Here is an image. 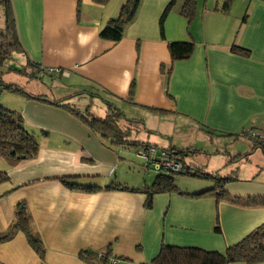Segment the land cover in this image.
Wrapping results in <instances>:
<instances>
[{
	"label": "crops",
	"instance_id": "obj_1",
	"mask_svg": "<svg viewBox=\"0 0 264 264\" xmlns=\"http://www.w3.org/2000/svg\"><path fill=\"white\" fill-rule=\"evenodd\" d=\"M9 1L22 58L46 70L38 75L66 82L67 89L49 100L68 105L75 96L98 90L128 117L143 121L146 132L140 141L201 149L207 162L203 156L194 161L207 172L216 133H252L264 141V0H234L229 14L222 11L226 0H196L191 22L180 15L184 0H177L165 19L164 38L160 19L171 0H141L117 43L100 38V31L127 0L105 5L93 0ZM178 41H194L195 49L189 59L172 62L168 47ZM234 46L248 54L233 51ZM0 104L17 109L40 143L34 160L10 166L0 158V170L9 177L0 186V233L8 231L16 207L25 203L45 249L41 258L26 235L17 232L0 243V264H87L82 252L108 247L117 264H148L163 245L222 252L264 224L262 207L159 194L149 209L145 194L105 190L113 184L144 188L154 180L136 179L126 158L130 148L106 145L64 107L2 87ZM230 138L228 154L215 150L224 154L226 164L254 145L251 137ZM259 150L253 152L260 173L254 168L246 178L237 174L228 193L264 197V154ZM62 177L102 190H71ZM217 221L221 233L215 232Z\"/></svg>",
	"mask_w": 264,
	"mask_h": 264
},
{
	"label": "trees",
	"instance_id": "obj_2",
	"mask_svg": "<svg viewBox=\"0 0 264 264\" xmlns=\"http://www.w3.org/2000/svg\"><path fill=\"white\" fill-rule=\"evenodd\" d=\"M110 0H93L94 3L105 5ZM141 0H127L122 6L119 15L111 19L100 31V38L112 42H120L124 37L126 27L134 20L138 12ZM177 0H171L166 7L160 19V32L164 38V23L169 12L175 7ZM234 4V0H226L222 11L229 14ZM0 7L3 10L2 23L0 22V66L7 60H13V54H23L24 48L21 45L16 19L13 10L11 9L9 0H0ZM196 0H184L180 11L188 22H191L196 14ZM2 15V14H1ZM4 18V19H3ZM1 20V18H0ZM169 52L172 62L189 59L195 49L194 41H178L169 44ZM233 51L247 53L244 49L237 46L233 47ZM248 54V53H247ZM24 55V54H23ZM24 69H31L33 76L38 75L44 70L37 63L27 59L23 64ZM15 70V68H13ZM171 69L168 71L170 75ZM48 72V71H47ZM0 87L10 92L26 95L38 101L48 102L53 105L64 107L69 110L74 116L78 117L88 128L97 134L102 142L108 146L125 147L127 149H135L137 153L144 154L143 164L146 169L153 161H160L161 158H167L183 165L186 173H175L166 171L163 168L156 167V176L151 185L144 188H128L113 184L105 188V190H121L133 193H142L147 196L146 206L151 209L153 200L159 194H176L179 196H187L192 198H202L214 196L219 202H226L233 205L243 207H262L264 208V197L248 196L242 197L233 195L226 191V186L232 181H237V174L232 173L229 177L217 176L210 174L204 169L201 164L194 161L197 157L207 156L206 152L196 148H178L170 145L162 148L152 143H145L138 139L139 132L131 138L130 128H138L146 132L145 125L142 120L128 117L124 111L117 107L114 103L106 101L102 94L86 91L91 97L99 98L105 105V115L99 117L91 113V108L87 106L85 113L78 108L69 107L58 102H53L47 97L41 95H33L26 92L23 88L14 83H4L0 78ZM79 94L77 96H81ZM133 86L131 87L129 100L133 102ZM130 132V133H129ZM207 132L214 134L212 130L207 129ZM138 134V135H137ZM226 135V134H225ZM238 138L241 136L251 137L254 141L253 150L260 149L264 154V141L252 133H242L241 135H226ZM154 149V152H150ZM40 150V143L33 133L26 128L23 116L14 110L6 108L0 104V158L4 159L10 166H16L19 163L31 161L37 158ZM252 150V151H253ZM250 152L239 153L229 160L230 163L240 164L249 159ZM193 160L191 164L187 161ZM193 163V164H192ZM229 164V163H228ZM219 171V170H218ZM176 175H186L193 178L209 180L214 183V188L200 193H184L176 184L174 177ZM9 181V177L5 171L0 170V186ZM60 181L69 189L84 191L88 193L102 190L100 187L82 185L74 178L62 177ZM229 182V183H228ZM217 184V185H215ZM104 189V188H103ZM23 232L30 246L43 258L44 247L39 235L33 225L30 211L25 203L19 204L14 213V222L5 233H0V243L10 241L17 232ZM216 233H221L219 221L215 228ZM87 264H112V261H118L110 247L99 250H87L81 253L80 256ZM262 264L264 263V224L257 227L250 234L244 237L240 242L229 246L223 252L207 251L197 247H174L163 245L158 256L148 264Z\"/></svg>",
	"mask_w": 264,
	"mask_h": 264
},
{
	"label": "rangeland",
	"instance_id": "obj_3",
	"mask_svg": "<svg viewBox=\"0 0 264 264\" xmlns=\"http://www.w3.org/2000/svg\"><path fill=\"white\" fill-rule=\"evenodd\" d=\"M126 3V2H125ZM2 14V15H1ZM2 16H3V10L2 7H0V22L2 23ZM4 19V18H3ZM26 60L22 58V55L20 54H13V60L9 59L7 60L2 66H0V78L4 83L8 82H14V84L19 85V87L23 88L28 93L36 92L33 94H44L49 96L47 97L48 99H53L54 96H57L58 94H61L64 92L67 87L66 82H64L63 78H60L59 76H40V75H34L33 76V71L31 69H24L23 64ZM15 68V70L13 69ZM54 74V73H53ZM6 90V89H4ZM8 91V90H6ZM9 92L5 93V96H9ZM19 94V93H18ZM43 96V95H41ZM46 97V96H45ZM6 100L5 98H3ZM10 100V98H8ZM6 100V101H8ZM54 101V100H53ZM63 102V101H61ZM3 106V105H2ZM67 106H71L73 108H78L83 110L85 113V108L89 106L91 109V113H93L96 116L103 117L105 115V108L106 105L96 97H91L88 93L82 94L81 96H75L72 100L71 103H69ZM127 107V106H123ZM14 111L19 112L17 109H11ZM126 114V113H125ZM129 116V115H128ZM129 131H131V138H134L136 136V132H139V135L144 134V130H139L138 128H130ZM130 133V132H129ZM228 134V133H227ZM138 135V134H137ZM213 142L212 146L213 147L212 151L214 152L213 155H211V162H210V169H208V173L216 175L217 176H226L229 177V175H235L232 173H238L240 178H246L250 176V169L257 168V172L260 173V160L258 159L257 156L255 155V151L253 152L250 156L251 160L250 161H243L240 164L237 163H230L226 164V162L223 161L224 154H220L215 152L216 148H219L220 151H222L226 154L229 153V149L227 147V144L233 139L230 138V136L223 135L216 133L215 137H213ZM218 140V143H217ZM227 143V144H226ZM220 146V147H219ZM222 148V149H221ZM130 151V155H127L126 158H128L132 164H133V174H135L136 179H143L145 176L147 177L150 182H152L157 174L156 172V167L158 165L157 162L159 161H153V164L149 165V168L146 169L144 164H143V159L137 156V153L134 149L128 150ZM258 153H261L263 155L262 151L259 150ZM260 157V156H259ZM203 163L207 162L206 158H203L201 160ZM189 164L193 162V160L190 159V161H187ZM201 162V164H203ZM193 164V163H192ZM155 165V166H154ZM214 168V169H213ZM217 170V171H216ZM219 170V171H218ZM232 172V173H231ZM246 174V177H245ZM252 178V177H251ZM259 177H256L255 180H257ZM175 179V184L183 191V192H191V193H200L204 192L206 190H210L214 188V183L209 180H202V179H197L193 178L191 176H186V175H176L174 177ZM238 179V177H237ZM246 180V179H245ZM259 180V179H258ZM142 181V180H141ZM235 182V181H232ZM229 183V182H228ZM217 185V184H215ZM228 185L226 186V188ZM216 188V187H215ZM213 197L214 196H209ZM216 199V198H215ZM216 201H218L216 199ZM225 251V250H224ZM223 252V251H222Z\"/></svg>",
	"mask_w": 264,
	"mask_h": 264
},
{
	"label": "built area",
	"instance_id": "obj_4",
	"mask_svg": "<svg viewBox=\"0 0 264 264\" xmlns=\"http://www.w3.org/2000/svg\"><path fill=\"white\" fill-rule=\"evenodd\" d=\"M154 149H151L150 152H154ZM140 155V157L144 158L146 156H144V154H142L141 152L138 153ZM158 168H163L166 171H171V172H175V173H186V170L184 169L183 165L179 162L167 159V158H161L159 162H157ZM112 264H117V261H112Z\"/></svg>",
	"mask_w": 264,
	"mask_h": 264
}]
</instances>
